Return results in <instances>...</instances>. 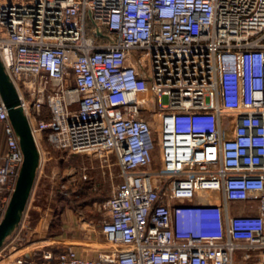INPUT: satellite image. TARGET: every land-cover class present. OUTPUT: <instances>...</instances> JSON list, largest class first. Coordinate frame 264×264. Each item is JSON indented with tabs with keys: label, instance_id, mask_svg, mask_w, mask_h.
<instances>
[{
	"label": "built area",
	"instance_id": "2783aa9c",
	"mask_svg": "<svg viewBox=\"0 0 264 264\" xmlns=\"http://www.w3.org/2000/svg\"><path fill=\"white\" fill-rule=\"evenodd\" d=\"M0 60L38 146L120 177L105 247L18 236L0 264H264V0H0ZM0 125L1 217L23 159L1 94Z\"/></svg>",
	"mask_w": 264,
	"mask_h": 264
},
{
	"label": "rangeland",
	"instance_id": "374dc122",
	"mask_svg": "<svg viewBox=\"0 0 264 264\" xmlns=\"http://www.w3.org/2000/svg\"><path fill=\"white\" fill-rule=\"evenodd\" d=\"M40 165L23 217V226L5 244L16 237L27 236L32 225L39 224L54 233L58 230L60 213L70 209L89 220L95 229L106 213L105 201L120 179L116 157L111 152H71L52 146L44 136L37 135ZM3 135L0 125V146ZM53 225L50 228V225ZM47 232V233H48ZM22 241V240H21ZM256 257H238L236 264H257Z\"/></svg>",
	"mask_w": 264,
	"mask_h": 264
},
{
	"label": "water",
	"instance_id": "95a60500",
	"mask_svg": "<svg viewBox=\"0 0 264 264\" xmlns=\"http://www.w3.org/2000/svg\"><path fill=\"white\" fill-rule=\"evenodd\" d=\"M98 33L97 30L94 31ZM0 94L23 153L14 187L0 217V248L19 230L40 165V150L17 91L0 60Z\"/></svg>",
	"mask_w": 264,
	"mask_h": 264
},
{
	"label": "crops",
	"instance_id": "0c3cea01",
	"mask_svg": "<svg viewBox=\"0 0 264 264\" xmlns=\"http://www.w3.org/2000/svg\"><path fill=\"white\" fill-rule=\"evenodd\" d=\"M58 225L56 232L49 233L50 229H44L39 221H36L30 231H26L27 236L22 239L15 252L30 253L33 249L44 247L58 251L67 245H72L79 252L93 253L96 248L106 246L99 226L96 230L94 224L75 211L64 209L60 213ZM240 256L239 250L236 253V260Z\"/></svg>",
	"mask_w": 264,
	"mask_h": 264
},
{
	"label": "trees",
	"instance_id": "16d2710c",
	"mask_svg": "<svg viewBox=\"0 0 264 264\" xmlns=\"http://www.w3.org/2000/svg\"><path fill=\"white\" fill-rule=\"evenodd\" d=\"M53 225H55V224L50 225V228H51Z\"/></svg>",
	"mask_w": 264,
	"mask_h": 264
}]
</instances>
